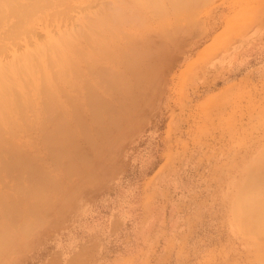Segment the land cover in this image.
<instances>
[{"label": "rangeland", "instance_id": "374dc122", "mask_svg": "<svg viewBox=\"0 0 264 264\" xmlns=\"http://www.w3.org/2000/svg\"><path fill=\"white\" fill-rule=\"evenodd\" d=\"M3 1L0 0V3L7 10L6 2ZM20 1L22 5H19ZM20 1L15 2H18L17 7L14 5V8L11 7L9 10L15 12V8L22 6L20 10L24 11H21V14L29 10L31 13L29 17L32 15L33 20L22 27L23 24L20 22L25 19L24 17H22L24 19H18L19 23L18 20L15 21V15L19 17L20 10L17 11L18 14L15 12V15L10 14L9 11L11 19L4 9L10 19L0 15L3 18L0 20L4 21L1 22L4 24L0 25L2 26L0 28V63L9 62L10 66V62H13V65L15 54L16 58L17 56L19 58L15 60L19 61L23 58L20 62L28 56L29 61L31 57L35 59L33 62L35 63L36 58L40 57L37 59V64H33V69L36 70L37 75L43 68L47 69L48 65L49 84L51 81L53 83L50 86L43 84L38 87L27 84L28 87L9 86V90L12 88L13 91L12 93L8 90L9 93L14 94V90L18 88L20 92L27 93L22 92L25 98L18 91L15 93L16 99L19 94L21 95L17 99L21 100L18 106L14 101L15 96L11 93L9 106L4 104L2 99L0 101L3 106L6 105L2 106L4 113L0 111L1 117L6 115L5 110L8 111L9 121L7 122L11 124V121H16L17 125L13 124L12 129L16 128V134L19 133L15 135L14 131L9 135L12 129L8 126L9 124H4V117H0L1 122H4H0L4 128L3 132L5 130L8 132V128L10 131L0 136L6 135V141L9 142L11 140L9 137L12 135L18 142L17 144L14 140V146L10 145L11 142L8 146V142L4 144L5 138H0L4 141L2 145L9 147H6V151L0 146L2 148L0 155L7 156L9 160L6 162H14V157H18H16L18 153H15L21 150L22 153L27 152L25 155L29 159H34L36 156L38 161L35 159L33 166L32 163L26 166L28 170L18 165L21 170L25 169L22 172L17 165L16 168L13 165L15 170L13 166L10 169L6 167L11 170L9 174L6 168L0 169V264H264V74L247 75L251 69L264 65V0H215L201 7L203 11L201 10L199 16L193 19L196 23L193 21L195 24L189 25L191 31L187 27L191 33L188 32L189 34L182 38V50L176 51L178 60H175V57L171 58L173 60L170 63L175 60L176 63L179 61L178 65L174 64L172 68V64L169 65L167 71L169 76L162 86L159 88L157 86L155 90L149 87L147 90L148 96L152 90L153 101L150 96L148 99L151 102L147 101L148 104L147 102L143 104V100L141 109L137 108L141 110V113H137L139 111L136 110L135 116H132L129 122L123 121L125 124L118 120L123 126L121 128L118 126L119 129H116L115 123L112 124L114 128L110 130V133L107 131V135L106 131L104 133L96 129L97 125L95 126L92 122L93 105H91L92 100H90L88 89L102 92L105 100L109 102L112 98L111 89L117 91L118 86H111L113 83H109L108 86L99 78V82L95 80L92 81L95 84H92L91 80L85 76L88 73L91 75L87 74L89 78L93 79L91 71L87 70L85 55H82L80 48L84 47V43H90V39L94 37H90L93 32L96 33L101 29L105 19L103 17L110 14L113 9H110V6L113 3L118 4L117 0H107V2L65 0V2L62 1L65 6H61L60 0H40L39 4H42L41 1L44 3L48 1L47 5L45 4L48 8L43 6L45 12L39 10L37 16L32 10L36 5L26 9L23 8V3L29 0ZM120 1L125 2V8L126 3L131 0L118 2ZM145 1L153 5L154 0ZM110 2L111 4H108ZM50 3L53 6L49 7ZM101 3L105 9L107 8L106 10L102 8ZM28 5H30L29 2ZM93 5L96 6L93 7ZM100 5L101 7H98ZM158 6L156 5L155 8L159 9ZM12 8L15 11H12ZM97 9L99 16L96 15ZM160 10L163 11V9H159L161 15L164 12ZM105 11L109 14H104ZM13 21L16 22L14 25ZM90 25L97 28H92ZM90 28L95 30L92 32ZM84 29H89L92 34H88ZM12 31L16 34H12ZM6 32H12V35L10 33L6 35L7 39L2 36ZM101 33L104 32L100 31L99 35ZM123 37H125L124 34ZM111 38H116V35ZM123 39L125 38L118 41L121 42ZM122 42L124 43V40ZM60 45L63 46L67 57L61 51ZM206 48L209 49L206 50L207 55L204 51ZM31 50L33 53L30 57L29 55L21 57L28 51L32 52ZM180 51H182L181 55ZM202 51L205 57L200 59ZM57 52L60 55L63 54L61 55L64 60H62L63 65L60 59L59 61L56 59ZM37 54L39 57H36ZM50 57L56 59L62 70L65 69L63 72L65 76H59L61 70L55 73L54 70L59 67L56 63L54 67L52 66L53 60ZM222 57H225L223 63L217 65L215 62ZM78 58L79 61L76 60ZM65 60L68 62L67 65L72 63L73 68L69 65L67 68ZM75 61H78V65ZM83 62L85 65L82 64ZM108 62L110 63L111 60ZM22 63L20 67L24 65ZM79 64L81 68L83 67L82 73L87 67L84 75L78 68ZM6 66L4 67L8 68V65ZM70 68H72L73 77L78 74L77 72L81 74L79 76H84L81 77L83 80L80 82L81 86H79L81 79L77 80V76L74 77L73 86H70L72 85L70 82L66 83L71 81ZM33 69L31 66L29 72ZM53 71L55 74L52 73V76L59 77V80L58 78L56 80L59 81L58 84L54 81L56 78L51 77ZM85 78L90 82L88 86H83V83H87ZM114 78L116 77H112L113 82ZM94 79L97 77L95 76ZM49 87L50 90L47 92ZM127 87L124 89L129 90L130 94L134 92L130 91L132 88L137 89L136 86H131V89ZM42 91L45 94L41 95ZM51 91L56 94H52ZM136 92L135 90L134 94ZM73 93L78 94V99L80 98L79 100L75 98L77 109L81 112L85 111L82 123L75 114L77 121L73 117L70 119L73 114L70 96L71 94L73 97L77 96ZM6 98L8 100V96ZM6 98L3 99L7 103ZM43 98H50L54 102L52 105L58 102L63 108L61 110L64 112H60L63 114L62 125L73 129L72 137H69L72 130L65 133L64 128L60 133L56 131L50 134L57 130L58 125L55 123V118L54 121L46 122V117L53 114L50 113L52 111L50 110L52 106L49 108L50 99L43 102L45 101ZM59 98L60 101L57 100ZM88 98L90 99L86 101ZM61 103L64 106L60 105ZM20 109H22L20 114L25 112L29 114V117L25 119L26 114L20 115L18 111ZM65 112L70 113L66 115ZM241 117L246 118L245 123L239 121ZM42 119H46V123ZM31 121L34 124H31ZM118 121H116L117 124ZM49 122L57 126L54 124L51 126ZM19 123L20 127L22 124L24 131L25 127L26 131L28 128L29 131L23 134L22 127L21 129L18 127ZM77 123L81 126H77ZM37 124L45 126H37ZM33 125L35 126L32 127ZM17 127L19 131H22L17 132ZM36 127H39V132ZM40 127L44 128L43 133H40L42 132ZM50 127L52 132L48 130ZM45 129L50 133L46 135ZM3 132L0 131V134ZM55 134L58 135L57 139L54 138ZM50 135L54 136L50 138ZM239 135L240 138H238ZM12 136L10 138L14 139ZM40 136L45 137L44 141ZM190 136L193 137L191 140ZM19 138H22V148ZM53 138L54 141L60 138V141L55 142L60 145V151L61 145L67 146L65 144H68L69 140L73 142L71 145L73 147L67 146V149L62 151L65 154V160L62 163L56 161L57 150L53 148L55 146H52ZM27 139L33 144L37 143L36 146L39 149L34 146L35 144L31 147ZM16 144L20 145L18 150H16ZM194 146L198 149L201 164L197 174L198 185L203 184L198 186V194L203 196L201 198L211 199L208 204L211 207L209 210L205 208L199 210L196 225L189 227L190 223L187 219L185 226L177 228L175 227L177 223L174 217V200L177 193L175 177L179 175V172L176 169L181 154L189 156L190 147L194 149ZM10 147L14 149L13 153ZM239 148L240 151H245L246 157L245 165L243 169H240L242 171H238L237 164L234 165V156L228 154L233 152L237 158ZM52 150L55 152L53 153ZM217 157L220 162L217 161ZM19 172H21L20 175H18ZM39 173H42L41 176ZM222 196L226 198V201L221 202ZM12 210H15V213ZM188 213L187 208V218H189ZM238 232L242 233L240 238L243 237L245 243L238 239Z\"/></svg>", "mask_w": 264, "mask_h": 264}, {"label": "bare ground", "instance_id": "6f19581e", "mask_svg": "<svg viewBox=\"0 0 264 264\" xmlns=\"http://www.w3.org/2000/svg\"><path fill=\"white\" fill-rule=\"evenodd\" d=\"M5 2H6V6H7V10H6V8H3L4 7V5L2 6L1 4L2 3H0V8H1V10H0V15L1 16H3V18H6L7 19V17L9 18V15L12 13V14H14L15 12H17V11H19L20 9H21V7L22 6H20V7H18L17 9L15 8V10L13 9L14 8V5L17 7L18 5H16V4H18V2L17 3H15L17 0H4ZM3 1V2H4ZM18 1H20V0H18ZM27 1V0H26ZM38 1H40V0H29V1H27L26 3H27V6L25 7V5H26V3L24 2L23 4V8H26V9H31V8H33L35 5V7H34V9H32L33 10V13H34V15H35V13H36V16H37V11H39V10H41L42 12H45V11H43V6H45L46 7V3L48 2H46V3H44V1L42 2L41 1V3L42 4H39L40 2H38ZM46 1V0H45ZM57 1H59V0H57ZM57 1H56V3H57ZM62 1H64L65 2V0H60V2H61V6L63 5L62 3ZM95 1V0H94ZM104 1H106L107 2V0H104ZM110 1V0H109ZM119 0H117L116 2L120 5V3L122 2V5H120V6H118V4H114L115 5V7H114V5L113 4H111V2L110 3H108V4H111L112 6H110V9L111 8H113V9H111L112 11H110V14L109 15H107V16H105V17H103V18H105V19H103V21H104V24H102L103 26L101 27V29L98 31H96V33H94L93 31L97 28H95L94 26H91L90 25V27H94L95 29L93 30H91V28H90V30L93 32V34L91 33V31H89V29H87V30H85V31H87V33L88 34H92V36H90L92 39H90L91 41H90V43H84V47L82 48H80L81 50V52H82V55L85 57V61L87 62V70H89V71H91L90 73L93 75V79H94V77L96 76L97 77V79H91V78H89V76H91V75H89L88 73H86L85 74V76H86V78L88 79V80H91V83H92V81L94 82L95 80L97 81L98 80V78L99 79H102L103 81H101V82H103V83H106L108 86H109V83L111 84V83H113L111 86H118V90L116 91L115 89H111V96H112V98H110L109 99V102H107L106 100H105V98L103 97V95L101 94L102 92H101V90H100V92L101 93H99V91L97 90H92L91 88L90 89H88V91H90L89 93H90V98H88V99H86V101L87 100H92V104L91 105H93V110H92V115H93V119H92V122L94 123V125L96 126L97 125V127H96V129H99V130H102L104 133H105V131H106V135H107V131H109L108 133H110V130L111 129H113L114 128V126L115 127H117L116 129H119V127L121 128L123 125H122V123H123V121L125 122V123H127V122H129L130 121V118H132V116H135V113H136V110L137 111H139V109H141L140 108V106H143V104H146L145 102H151V100H152V98H153V95L151 96V93H152V90H150L149 92H150V99L151 100H149L148 98H149V96L147 95V90L149 89V87L151 88V89H156L157 88V86H158V88H159V86H162L165 82H166V80H167V78H168V76H167V71L169 70V65H171V68H172V66L175 64V66L176 65H178V63H179V61L176 63V61L175 60H178L177 59V55L176 54H178L177 52L179 51V50H182V42H183V40H182V38L185 36V35H187V34H189V33H191V32H189V31H191V28L189 27V25H193V23L195 22L193 19L195 18V17H198L199 16V14H200V12H201V10H202V8L201 7H204V6H207V4H211L212 2H214L215 0H152L153 1V5H151L149 2H147L146 3V1L144 0V2L142 1V0H131L130 2H127L126 0H124V1H126L127 3H126V7L124 8V4H125V2L123 3V1H120V2H118ZM129 1V0H128ZM150 2H152L151 0H149ZM12 3V5H11V3ZM28 2H29V4L31 5H28ZM31 2V3H30ZM50 2V1H49ZM52 2V1H51ZM60 2H58V4H60ZM98 2V1H97ZM103 2V1H102ZM154 2H156V3H154ZM10 4V5H7V4ZM43 3H44V5H43ZM66 3H67V1H66ZM262 3H263V1H262ZM46 4V5H45ZM49 4V3H48ZM95 4V3H94ZM98 4H100V3H98ZM106 4V3H105ZM19 5H22V3H21V1H20V3H19ZM38 5H39V8H38ZM55 5H57V4H55ZM67 5H69L68 3H67ZM66 5V6H67ZM101 5H102V8L104 9V10H106L104 7H103V4L101 3ZM101 5L100 6H98V7H101ZM155 5V6H154ZM156 5H159L158 6V8L159 9H163V11H161V12H164V13H161V15L159 14L160 12H159V9H157V8H155L156 7ZM162 6V8H160L161 6ZM8 6H9V8H8ZM30 6V7H29ZM33 6V7H32ZM40 6H42V8H40ZM49 7L50 6H53L51 3H50V5H48ZM63 6H65V5H63ZM96 6V5H95ZM94 5H93V7H95ZM105 6H107V5H105ZM11 7H13L12 9V11H15V12H11L10 10H11ZM28 7V8H27ZM92 7V6H91ZM91 7H90V9H91ZM92 7V8H93ZM98 7H96V8H98ZM46 8H48V7H46ZM3 9V10H2ZM8 12V14H9V11H10V14L9 15H7L5 12V10ZM10 9V10H9ZM66 9H68V6H67V8ZM157 9V10H156ZM36 10V11H35ZM21 11L23 12L24 10L22 9V10H20L19 12H20V16L21 15H23V16H19V17H16V16H18V15H15V18H16V20L15 21H17L18 19L19 20H21L20 18H22V17H24V18H22V19H24L22 22H20V23H22L23 25H22V27L23 26H26V23L27 22H31L33 19L31 18L32 17V15H31V17H29L30 16V14L31 13H29V10H27V11H25L24 13H22L21 14ZM40 11V12H41ZM109 11V10H108ZM203 11V10H202ZM260 11H262V10H260ZM259 11V12H260ZM3 12V13H2ZM19 12H17L16 14H18ZM29 13V15H28V13ZM30 12H32L31 10H30ZM96 12V11H95ZM102 13H103V11H101ZM101 12H100V14H101ZM27 13V14H26ZM106 13V11L104 12V14H107ZM98 14V9H97V12H96V15ZM103 14V15H104ZM163 14V15H162ZM208 13H206V15H207ZM4 15H6V17L4 16ZM26 17H25V16ZM27 15H28V18L30 19H28L27 18ZM33 15V16H34ZM203 15V14H202ZM0 16V19L2 20L3 18ZM36 16H34V18L36 17ZM98 16H99V14H98ZM102 16V15H101ZM201 16V15H200ZM14 17V16H13ZM92 17V16H91ZM90 17V18H91ZM10 18H11V15H10ZM9 18V19H10ZM28 19V21H27V19ZM96 18V17H95ZM100 18H102V17H100ZM200 18H202V17H200ZM12 19V18H11ZM36 19V18H35ZM34 19V20H35ZM94 19V18H93ZM0 20V25H3L1 22H4V21H1ZM5 20V19H4ZM19 20H18V23H19ZM197 20V19H196ZM15 21H13L12 22V24L14 25V23H16ZM194 21V22H193ZM90 22V21H89ZM96 22V21H95ZM94 22V23H95ZM99 22V21H98ZM92 23H93V21H92ZM97 23V22H96ZM95 23V24H96ZM112 23H114L113 25H112ZM196 23V22H195ZM194 23V24H195ZM198 23H199V21H198ZM97 25V24H96ZM99 25H101L100 23H99ZM191 25V26H192ZM16 26V25H15ZM15 26H13V27H15ZM110 26H112V27H110ZM186 26V27H185ZM195 26V25H194ZM100 27V26H99ZM185 27V28H184ZM187 27L188 28H190V30L188 31V29H187ZM0 28H2V26L0 27ZM15 29V28H14ZM17 29V28H16ZM15 29V30H16ZM20 29V28H19ZM18 29V30H19ZM22 29V28H21ZM187 29V31L185 32V30ZM192 29H194V28H192ZM13 30V29H12ZM15 30H13V31H15ZM12 31V32H13ZM100 31H103L104 33H101V35H99V32ZM193 31V30H192ZM9 32L10 33V35H12V34H16L15 32H17V31H15V32ZM185 32V33H184ZM189 32V33H188ZM8 32H6V33H4V34H2V36L5 38V39H7V37H6V35L8 36V34H9ZM12 33V34H11ZM87 33H85V34H87ZM113 33H114V35H113ZM120 33H121V35H120ZM95 34V35H94ZM123 34L125 35V37H123ZM9 35V36H10ZM116 35V38H111V37H113V36H115ZM119 35V36H118ZM86 36V35H85ZM84 36V37H85ZM121 36V37H120ZM89 37V38H90ZM117 37H119V38H117ZM188 37V36H187ZM187 37H185V38H187ZM66 38V37H65ZM122 38H125V39H123L124 40V43L121 41V42H119L118 41V39L119 40H121ZM184 38V39H185ZM67 39V38H66ZM86 39H88V38H86ZM67 41V40H66ZM89 41V40H88ZM187 41V40H186ZM185 41V42H186ZM92 42V43H91ZM184 42V43H185ZM120 43H122V44H120ZM52 44V43H51ZM54 44V43H53ZM185 44H187V43H185ZM58 46H59V44H57ZM55 46H56V44H55ZM61 46V45H60ZM185 47V46H184ZM52 48V47H51ZM50 48V49H51ZM53 48H58V47H53ZM52 48V49H53ZM61 48H62V52L63 53H65L66 54V52H65V50L63 51V46H61ZM209 48V47H208ZM208 48H206L204 51H205V54L207 55V52H206V50L208 49ZM44 49V48H43ZM46 50V49H45ZM60 50V49H59ZM209 50V49H208ZM32 51V50H31ZM40 51V50H39ZM79 51V52H80ZM106 54H108V58H107V55H105V53ZM177 51V52H176ZM185 51V50H184ZM204 51H202L201 53L202 54H200V59L202 58L203 59V57H205V55H203L204 53ZM42 52H45V51H42ZM53 52H55V50L53 51ZM61 52V53H62ZM33 53V51L32 52H30L29 53V51H28V53L26 52V54H22L21 55V57H23V55H24V57H25V55H29V57L31 56L30 54H32ZM36 53V52H35ZM38 53V52H37ZM40 53V52H39ZM38 53V54H39ZM181 53H182V51H180V55H181ZM37 54V56L36 57H39V55L41 54H39L38 55ZM44 54V53H43ZM51 54V53H50ZM56 53H54V55H55ZM80 54V53H79ZM78 54V55H79ZM42 55V54H41ZM40 55V56H41ZM54 55H52L53 57H54ZM57 57H56V59H57V61H59V59L61 60V64H62V60H63V54H61L60 55V53L59 52H57ZM60 55V56H59ZM81 55V54H80ZM79 55V56H80ZM104 55V56H103ZM176 55V56H175ZM186 55V54H185ZM15 57H14V64L12 65V63L13 62H10V66H9V62H4V63H0V66H3L4 64V66H6V65H8V68H5L4 66L3 67H0V101H1V99H2V102H4V104H8V102H9V100H10V98H9V95H10V93H9V91L11 90L12 91V88L9 90V86H27V85H31L32 87L33 86H43V84H44V86H50L51 85V83H53L52 81H51V83L49 84V81H50V75H49V72H48V65H47V69L46 68H43V70L40 72H38V74H41V75H36V70H34L33 69V64L35 65V64H37L36 62L38 61L37 59H39V58H36V62L35 63H33L34 62V58H31L30 57V59L32 60H30L29 61V59H28V56L25 58V60H27V62L29 61L30 63L32 62V69L35 71L34 73H33V70H32V72H29V69L31 68V66H30V63L28 62H25V60H23V61H21L20 62V60L21 59H23V58H21L19 61H17L19 58H18V56H17V58H16V54L14 55ZM34 56V57H35ZM43 56V55H42ZM51 56V57H52ZM56 56V55H55ZM66 57H67V54L65 55ZM83 56H81V57H83ZM33 57V56H32ZM44 57H45V55H44ZM50 57V58H51ZM59 57H61V58H59ZM81 57H80V59H81ZM84 57H83V59H84ZM175 57V60L172 62V63H170L173 59H171V58H174ZM15 58L17 59V60H15ZM65 58V57H64ZM72 59L74 58V57H71ZM77 58V57H76ZM178 58H179V56H178ZM56 59L55 58H51V60H53V61H51L52 63V66L54 67L55 66V63H56V66L58 65V67L59 66H61V65H59V63L57 64V61H56ZM67 59V58H66ZM75 59V58H74ZM87 59V60H86ZM108 59V60H107ZM224 59H225V57H222V58H219L215 63L217 64V65H221L222 63H223V61H224ZM11 60V61H12ZM44 60H45V58H44ZM76 60H78L79 61V58L78 59H76ZM109 60H111V62L109 63L108 61ZM115 60H117V61H115ZM40 61V63L39 64H41V60H39ZM46 61H48L47 60V57H46ZM56 61V62H55ZM64 61V60H63ZM78 61H75L76 62V64L78 63ZM81 61V60H80ZM23 62V63H22ZM24 62H25V64H24ZM65 62H66V66H67V68H69V67H72L73 68V65H72V63H69L68 65H69V67H68V65H67V61L65 60ZM65 62H64V68H65ZM8 63V64H7ZM17 63V66H19L20 67V65H21V63L22 64H24V65H22L20 68L19 67H17V66H15V64ZM20 63V64H19ZM38 64V65H39ZM83 65H85L84 64V62L82 63ZM63 65V64H62ZM75 65V64H74ZM78 65V64H77ZM76 66V65H75ZM75 66H74V68H75ZM81 66V64H79V69H81L80 70V72L82 71V68L80 67ZM7 67V66H6ZM42 67V66H41ZM57 67V68H58ZM17 68H19V70H17ZM36 68H38V67H36ZM63 68V69H64ZM66 68V70L68 71V69ZM72 68H70V70H69V72H70V75L72 74ZM78 68H76V69H78ZM85 68V67H84ZM86 68L85 69H83V70H85V72H87V70H86ZM78 69V70H79ZM58 70V71H57ZM59 70H61V72H62V74H61V72L59 73V76H65L64 75V70H62V67L60 68H58V69H56V70H54L55 71V73L56 72H59ZM75 70V69H74ZM31 71V70H30ZM51 71V70H50ZM54 71L53 72H51V77L52 78H56V75H54L55 77H53L52 76V73H54ZM75 72H76V70H75ZM74 72V73H75ZM84 71H83V73H82V75H84V73H85ZM54 73V74H55ZM73 73V74H74ZM78 74H76L75 76H77V80L78 79H81L80 81H79V86H81L80 85V82H83V80H82V78L81 77H84V76H79V75H81L79 72H77ZM66 74V73H65ZM89 76H88V75ZM34 75H35V77H34ZM74 76V77H75ZM116 77V78H114L113 80H114V82L112 81V77ZM74 77H73V75H71V81H66V83L68 82H70V83H72V85L70 84V86H73V81H75L74 80ZM78 77H80V78H78ZM57 78H58V80H59V77L57 76ZM57 78L54 80L55 81V83H57L58 84V82L59 81H56L57 80ZM67 78V77H66ZM85 78V79H86ZM64 79V78H63ZM68 79V78H67ZM87 79H86V82L88 83H86V84H84L83 83V86H88L89 85V81H87ZM115 79H117V81H115ZM61 81H62V78H61ZM100 80H98V82H99ZM112 81V82H111ZM77 83H78V81H76ZM84 82H85V80H84ZM100 82V83H101ZM116 82V83H115ZM99 83V84H100ZM102 83V84H103ZM27 84V85H26ZM64 84V83H63ZM92 84H95V83H92ZM104 85V84H103ZM53 86H55V85H53ZM57 86H61V85H57ZM63 86V85H62ZM74 86H76V85H74ZM91 86H93V85H91ZM97 86V85H96ZM119 86H124V87H119ZM127 86H129V89H131L132 87L131 86H136L137 87V89L135 88V90L137 91L136 92V94H134V92H135V90L132 88L130 91L131 92H133V93H131L130 94V92H129V90L127 91V90H125L124 88H126ZM28 87V86H27ZM115 87V88H116ZM146 87V88H145ZM128 88V87H127ZM126 88V89H127ZM17 89V90H16ZM14 91H15V93L16 92H18L19 90H18V88H16ZM28 89H30V88H28ZM48 89V91L47 92H49V90H50V87L49 88H47ZM54 89V88H53ZM9 90V91H8ZM39 90H41V88L39 89ZM45 90V89H44ZM55 90V89H54ZM60 90V89H59ZM112 90H113V92H112ZM153 90V91H154ZM127 91V92H126ZM23 92V91H22ZM22 92H20L19 91V93H21V95H22V97H24V94H22ZM25 92V91H24ZM23 92V93H24ZM38 92V91H37ZM43 92V91H42ZM40 92L41 93V95L42 94H45V92ZM46 92V94H48ZM51 92H53V91H51ZM59 92V91H58ZM149 92H148V94H149ZM12 93H13V91H12ZM11 93V94H12ZM15 93L14 94H12V95H14L15 96V99H16V95H15ZM18 93V94H19ZM8 94V95H7ZM25 94H27L26 92H25ZM52 94H56V93H52ZM74 95L76 94V93H73ZM132 94H134V95H132ZM11 95V96H12ZM20 94L18 95V98H19V96H21ZM77 96H75V97H73L72 96V94H71V96H70V98H71V108L72 109H74V110H72L71 109V111H72V115L70 116V115H68V116H70V119L73 117V119L75 118L74 116L76 115L77 116V118L79 119V121L82 123V121H83V119L85 118H83V116H84V113H85V111H83V112H81L80 111V109H77V107H78V105H77V99H78V97H79V95L78 94H76ZM85 95V94H84ZM6 96H8V100H7V98H6ZM62 96V95H61ZM148 96V97H147ZM26 97H28V96H26ZM77 97V99H75ZM147 97V99H145ZM152 97V98H151ZM3 98H6V101H7V103L5 102V100L3 99ZM12 98H14V97H12ZM17 98V99H18ZM25 98V97H24ZM14 99V101H16V105L18 106V102L19 101H21L20 99L19 100H15ZM27 99V98H26ZM43 99H45V101H43V102H46V99H50V98H43ZM80 99V98H79ZM78 99V100H79ZM154 99V98H153ZM28 100V99H27ZM26 100V101H27ZM52 100H53V98H52ZM56 99H54V101H55ZM58 101H60V98L59 99H57ZM82 100V99H81ZM133 100V101H132ZM144 100V102H143V104H141L142 103V101ZM41 101V100H40ZM153 101V100H152ZM2 102H0V111H2V113H4V110H3V108H2V106H3V103ZM32 102V101H31ZM30 102V103H31ZM42 102V101H41ZM42 102V103H43ZM50 102H51V104H50ZM50 102H48L47 101V103H49L48 105H49V108H50V110L52 109V111H50V113H52L53 114V116L52 115H49L48 117H46L47 118V120H46V122H48V120H50V122H51V120L52 121H54V118H55V123H57V125H58V127H57V130H55L53 127L54 126H57V125H55L54 123H50L49 122V125H51L52 126V124H54V126L52 127L54 130H55V132L53 131V133H50V132H52L51 131V127H50V129H48L50 132H48L47 131V129H45L47 132H45L46 133V135L47 134H54V133H56V131H58L59 133L63 130V128L65 129V133L66 132H70V129L72 130L70 133H69V137H72L73 136V129L71 128V127H69V129H68V126H66L65 127V125H62V121H63V117H61V116H63V114H60V112H62L63 110H61V109H63V108H61L60 106H59V104H58V102H57V104L55 105H52V103H54V102H52L51 101V99H50ZM85 102V101H84ZM84 102H83V104H84ZM148 102H147V104H148ZM2 103V104H1ZM13 103V102H12ZM40 103V102H39ZM60 103V102H59ZM90 102H88V104H89ZM141 104V105H140ZM5 105V106H6ZM15 105V106H16ZM46 105V104H45ZM60 105H63V103H61ZM77 105V106H76ZM90 105V104H89ZM5 106H3V107H5ZM7 106H9V104L7 105ZM15 106H13V108H15ZM64 106V105H63ZM62 106V107H63ZM11 107V106H10ZM27 107H29L28 105H27ZM45 107V106H44ZM29 108H31V107H29ZM80 108V107H79ZM102 108H104V109H102ZM137 108H139V109H137ZM8 110V109H7ZM46 110H48L47 108H46ZM46 110H45V112H46ZM10 111V110H9ZM19 111V114L20 113H22L21 111H22V109H20V110H18ZM29 111V110H28ZM41 111V110H40ZM65 111H67V110H65ZM69 111V110H68ZM88 110L86 109V112H87ZM141 111V110H140ZM137 112V113H141V112ZM24 112V111H23ZM64 112V111H63ZM62 112V113H63ZM90 112V111H89ZM5 113H6V115L5 116H2V117H4L3 118V121H5V123L4 122H1L2 120H1V115H0V122L1 123H4V124H9L8 126H10L11 127V129L13 128L12 126H13V124L14 125H17L15 122L16 121H11L12 123V125L10 124V122H7V121H9V119H8V116H9V114H8V111H6L5 110ZM47 113V115H48V112H46ZM67 113L68 112H65V114L67 115ZM70 113V112H69ZM68 113V114H69ZM8 114V115H7ZM11 114V117H13L12 116V112L10 113ZM15 114V113H14ZM24 114H26L25 112H24ZM24 114H20V115H24ZM75 114V115H74ZM4 115V114H3ZM32 115V114H31ZM43 115H44V113H43ZM27 116L29 117V114H26L24 117H25V119L27 118ZM51 116H52V118H51ZM56 116V117H55ZM40 117V116H39ZM44 117V116H43ZM58 117H61V118H58ZM18 118V117H17ZM45 118V117H44ZM67 118V117H66ZM117 120H116V119ZM5 119H7V120H5ZM14 119V118H13ZM20 119V118H19ZM24 119V120H25ZM57 119V120H56ZM62 119V120H61ZM65 119V118H64ZM69 121H70V119L69 118H67ZM72 119V120H73ZM17 120V119H16ZM23 120V119H22ZM21 120V121H22ZM42 120H44V119H42ZM45 120H44V123H46L45 122ZM74 120H76L77 121V119L75 118ZM74 120H73V122H74ZM114 120H115V122H114ZM118 120H120V122H122V123H120ZM122 120V121H121ZM128 120V121H127ZM19 121V120H18ZM17 121V122H18ZM75 121V122H76ZM116 121H118L119 123V125L117 124V122ZM127 121V122H126ZM7 122V123H6ZM20 122V121H19ZM32 122V121H31ZM37 122V121H36ZM35 122V123H36ZM79 122V123H80ZM84 122V121H83ZM1 123H0V131L1 132H3V130H4V128L1 126ZM25 123H26V120H25ZM116 125H115V124ZM125 123H123V124H125ZM31 124H34L33 122L31 123ZM69 125H70V122L68 123ZM71 124H72V122H71ZM78 124V123H77ZM112 124H114V126L112 125ZM28 125H30V123L28 124ZM41 125H43V126H45L44 124H41ZM41 125H38L37 124V126H41ZM35 125H33L32 127H34ZM77 126H81V124H78ZM119 126V127H118ZM5 127H6V125H5ZM15 127V126H14ZM18 127H20V123H19V125H18ZM17 127V128H18ZM21 127H22V124H21ZM21 127H20V129H21ZM30 127H31V125H30ZM47 127H49V126H47ZM1 128H2V130H1ZM6 128H8V127H6ZM28 128V127H27ZM36 128H38L37 129V131L39 130V127H36ZM36 128H35V130H36ZM41 128V127H40ZM46 128V127H45ZM74 128V127H73ZM82 128H83V126H82ZM82 128H80L79 127V129H82ZM101 128V129H100ZM16 129V128H15ZM15 129H12L11 130V132L9 131V128H8V132H10L9 133V135L10 134H12L14 131H15ZM19 128H18V131L17 132H21L22 130H23V134H25V133H27V131H29L28 129H27V131H26V127H25V131H24V129H23V127H22V130L21 131H19L20 130ZM34 129V128H33ZM52 129V130H53ZM66 129H68V130H66ZM17 130V129H16ZM35 130H32V131H35ZM42 130H44V128L42 129L41 128V131ZM76 127H75V132H76ZM40 131V130H39ZM38 131V132H39ZM112 131V130H111ZM5 132V134L7 133L8 134V132L5 130L4 131ZM4 132L3 133H1L0 135L1 136H4ZM101 132V131H100ZM31 133H34V132H31ZM31 133H29L30 135H33V134H31ZM40 133H43V131L42 132H40ZM44 133V134H45ZM73 133V134H72ZM104 133H103V135H104ZM112 133V132H111ZM3 134V135H2ZM13 134H15V135H18L19 133H17L16 134V131L13 133ZM35 134H36V132H35ZM38 134V133H37ZM43 134V135H44ZM8 135V136H9ZM21 135V134H20ZM30 135H28V136H30ZM41 135V134H40ZM72 135V136H71ZM0 136V138H5V139H1L0 140V146L1 147H4L5 148V150H6V147H8L9 146V142H11L10 143V145H12V146H14V140L16 141V138L14 137V136H12V137H14V139H12V138H10L9 137V139H11V140H9V142H8V140L6 141V135H5V137H1ZM23 136V135H22ZM21 136V137H22ZM27 136V135H26ZM42 136V135H41ZM40 136V137H41ZM45 136V135H44ZM43 136V138L41 139V140H43L45 137ZM51 136H54V135H50L49 137L50 138H52ZM57 134H55V136H54V138H56L57 139ZM25 137V136H24ZM24 137H22V138H24ZM31 137V136H30ZM33 138H34V136H32ZM31 137V138H32ZM36 137V136H35ZM22 138L19 140L20 141V143H22V145H21V148L23 147V142H21L22 141ZM37 138V137H36ZM54 138L52 139L53 141H54ZM18 139V138H17ZM46 139H47V137H46ZM55 139V141L54 142H52V144L54 143L55 144V142H58V140L60 139H58V140H56ZM65 139H68V138H65ZM12 140H13V142H12ZM28 140V139H27ZM41 140H40V142H41ZM50 140V139H49ZM51 140V141H52ZM69 140V139H68ZM1 141H2V143H1ZM30 140H28V142H29ZM35 141V140H34ZM44 141V140H43ZM42 141V142H43ZM60 141V140H59ZM70 142L68 143V144H65V145H67L69 148L70 147H73V146H71V145H73L72 143L73 142H71V140H69ZM3 142H4V144L6 143V142H8V146L6 145V147L4 146V145H2L3 144ZM32 141H30V146L33 144V143H31ZM38 142H39V140H38ZM13 143V144H12ZM15 143H17L18 144V142L16 141ZM45 143L47 144V142L45 141ZM7 144V143H6ZM17 144H16V150H18V147L20 148V145H18L17 146ZM34 144H35V142H34ZM33 144V145H34ZM37 144V143H36ZM36 144L34 145V146H36ZM44 144V143H43ZM42 144V145H43ZM51 144V145H52ZM52 145V146H55V147H53V148H55V150H57V155H55V157L57 158V162H60V163H62V161L63 160H65V154H63L62 153V151H65V149H67L66 147L67 146H62L61 145V151L59 150L60 149V145H58V143H56L55 145ZM32 145V146H33ZM25 146V145H24ZM26 146H27V144H26ZM25 146V147H26ZM31 146V147H32ZM45 147H46V145H44ZM0 147V149H1V151H2V148ZM31 147H29V148H31ZM37 147V149H39L38 148V146H36ZM35 147V148H36ZM40 147V146H39ZM4 148H3V150H4ZM9 148V147H8ZM7 148V149H8ZM11 148V147H10ZM41 148V147H40ZM12 149V148H11ZM4 150V152H6ZM13 151H12V153L14 152V149H12ZM40 151V150H39ZM4 152H3V154H4ZM9 152V151H8ZM21 150L20 151H18V152H16L15 154H17L18 153V155H16V157L18 156V157H20V158H15L14 157V162H12L11 160V162H6V161H8L9 159H7V156L5 157V156H1L0 155V169H5L6 167L7 168H11L13 165L15 166V168H16V165H17V167L20 169L21 167H26V166H28V165H30L31 163H32V166H33V162H34V160L37 158L36 156H34L35 158L34 159H32V158H28L27 157V155H25L27 152H21ZM52 152L54 153L55 151L54 150H52ZM23 154V155H22ZM6 155H8V154H6ZM25 155V156H24ZM30 156V155H29ZM9 158H10V154H9ZM7 159V160H6ZM11 159H13V157H11ZM18 159V160H17ZM35 161H37V159L35 160ZM38 162V161H37ZM37 164V163H36ZM39 164V163H38ZM21 166V167H19V166ZM42 165V164H41ZM14 166H13V169H14ZM6 168V170L8 171V174H9V171H11V170H8ZM17 168V169H18ZM23 169V168H22ZM15 170V169H14ZM21 170V169H20ZM25 170V169H24ZM24 170H21V172L22 171H24ZM26 170H28L27 169V167H26ZM29 170H30V167H29ZM4 172H5V170H4ZM21 172H19V174L18 175H20V173ZM2 173V172H1ZM16 173H18V172H16ZM7 174V173H6ZM5 174V175H6ZM11 174V173H10ZM42 174V173H41ZM41 174L39 173V175L41 176ZM4 175V174H3ZM0 176H1V174H0ZM39 176V177H40ZM18 177V176H17ZM21 179V178H20ZM16 210H18V209H16ZM13 212L15 211V210H12ZM15 213V212H14ZM14 213H12V214H14ZM25 213V212H24ZM14 216H15V214H14Z\"/></svg>", "mask_w": 264, "mask_h": 264}, {"label": "crops", "instance_id": "0c3cea01", "mask_svg": "<svg viewBox=\"0 0 264 264\" xmlns=\"http://www.w3.org/2000/svg\"><path fill=\"white\" fill-rule=\"evenodd\" d=\"M255 74L263 75L264 65L260 68L251 69L250 71L247 72L248 76L255 75ZM239 121L241 123L242 121L243 123H245L246 118L241 117L239 118ZM254 121H258V119L257 120L254 119ZM192 138L193 137L190 136V140ZM238 138H240V135L238 136ZM195 147L196 146H194V149L190 147L189 156H182L181 154L179 158V164L176 169L177 172H179V175L175 177L177 193L175 195V200H174V203H175V206H174L175 216L174 217L177 223L175 227L177 228L178 227L182 228L183 226H185L187 223L185 221H187V219L190 223L189 227L196 225L199 210L204 209V208L206 210H209V207H211L208 205L211 202L210 201L211 199L201 198L203 196H199L198 194V186H202L203 184L200 183V185H198L197 174L199 170V165L201 164L198 158V149ZM228 154H232L234 156V162H235L234 165L237 164L238 171H242L240 169H243L242 167H244L245 165V159H246L245 151H240V148H239L237 158H235L236 154L234 155L233 152L228 153ZM217 161L220 162L218 157H217ZM178 189H179V192H178ZM225 199L226 198L222 196L221 202L226 201ZM187 208L189 209V213H188L189 218H187ZM142 227H144V222H142ZM241 234L242 233L238 232V239H241L240 241L245 243V239L243 237L240 238Z\"/></svg>", "mask_w": 264, "mask_h": 264}]
</instances>
